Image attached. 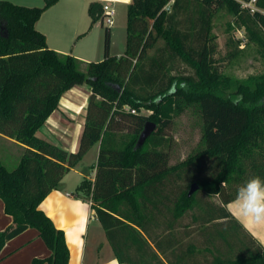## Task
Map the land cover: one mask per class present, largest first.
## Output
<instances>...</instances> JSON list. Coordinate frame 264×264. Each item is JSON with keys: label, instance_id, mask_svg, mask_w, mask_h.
<instances>
[{"label": "trees", "instance_id": "1", "mask_svg": "<svg viewBox=\"0 0 264 264\" xmlns=\"http://www.w3.org/2000/svg\"><path fill=\"white\" fill-rule=\"evenodd\" d=\"M44 1L42 7H26L0 0V135L26 147L15 169L0 160V199L13 219L0 232V251L32 228L51 251L32 264H69L66 233L41 205L100 142L92 199L121 264H190L195 246L180 253L179 244L169 253L163 251L145 226L153 216L146 217L140 203L151 200V190L174 187L182 171L191 175L187 188L178 194L175 217L182 218L199 205V191L221 198V207L207 211L205 224L214 219L224 222V242L238 253L214 256L212 264H264V248L225 208L247 179L264 178V74L246 79L226 74L215 59L217 44L211 32L214 11L226 9L244 39L264 48V12L252 15L231 0H174L170 11L165 7L171 0H131L125 54H110L107 27L104 59L86 63L49 48L36 23L59 0ZM103 5L90 4L92 23L103 20ZM259 7L264 10V0ZM160 40L164 45L148 57ZM177 60L192 71L173 74ZM83 84L91 87L92 96L80 149L70 154L36 133L58 109L62 96ZM191 108L203 121L202 148L171 164L169 133L175 119ZM149 122L156 129L138 146ZM193 184L199 188L189 196Z\"/></svg>", "mask_w": 264, "mask_h": 264}, {"label": "crops", "instance_id": "2", "mask_svg": "<svg viewBox=\"0 0 264 264\" xmlns=\"http://www.w3.org/2000/svg\"><path fill=\"white\" fill-rule=\"evenodd\" d=\"M7 1L14 4L19 2ZM93 2L110 4L115 9V18L119 13L125 14L127 18V8L131 0H59L36 23L37 30L46 35L50 49L86 63L104 59V32L107 27H104L103 20L92 23L89 7ZM20 4L26 7H42L45 1L20 0ZM115 25L116 23L109 27L113 37L118 32ZM112 43L113 39L111 49ZM91 96L92 90L87 84L67 91L62 96L58 109L49 116L36 136L61 150L76 154L81 146ZM2 137L21 149L26 148L13 139ZM100 144L98 142L87 151L41 205L55 225L66 233L71 255L69 264H121L96 215L94 208L98 205L92 199ZM171 187L151 190V200L140 202L146 217L153 216L145 224L148 233L160 243L166 253L178 246L180 238L181 218L175 217L173 213L178 194L175 193L173 185ZM225 208L264 248V226L257 227L251 220L241 218L233 201L227 203ZM12 224L13 219L6 214L4 202L0 199V232ZM90 232L92 246L88 253L87 239ZM141 232L155 248L148 235ZM157 252L165 261L160 252ZM50 255L51 251L39 232L30 228L6 243L0 251V264H32L35 259L43 260Z\"/></svg>", "mask_w": 264, "mask_h": 264}, {"label": "rangeland", "instance_id": "3", "mask_svg": "<svg viewBox=\"0 0 264 264\" xmlns=\"http://www.w3.org/2000/svg\"><path fill=\"white\" fill-rule=\"evenodd\" d=\"M17 1L19 2H16V5H19L20 0ZM262 11L264 12L263 9ZM235 20V17L226 9H217L214 11L211 32L215 36L217 44L215 59L226 74L238 79H246L249 76L264 74V48L260 44L244 39L243 32H240L243 30L235 28L237 26ZM115 23V28L118 27V32L115 33L114 37L110 36V54L112 56H117L118 54L124 55L127 43V18L125 14L119 13L115 18ZM104 27H107L106 23ZM238 40H241V42L236 43ZM105 41L106 29L104 32V53ZM163 45L164 42L160 40L149 51L148 57H152L157 48ZM233 53L236 55L230 57V54ZM174 68L175 72L173 74L180 71H192L178 60L174 62ZM144 112L146 113V111ZM2 125L3 119L0 116V126ZM202 127V118L193 108L186 110L184 114L175 119L172 132L169 133L172 138L170 148L171 164H178L184 161L202 148ZM2 136L4 135L0 136V160L9 170H13L19 165L20 160L25 154V149H21L19 146L8 142ZM190 175V171H182L180 173L181 177L175 179L173 189L176 194H180L182 190L187 188ZM204 193L203 191H199L196 194L199 205L194 210L187 212L180 220L178 252L180 253L181 250L186 251L190 244L196 248L194 255L189 259L190 264H212L214 256L224 255V257H232L238 253L237 248H234L233 252H236L233 253L224 242L226 241L225 237H227L225 228H223L224 222L214 219L212 222L205 224V218L208 216L207 211L217 210L222 206V202L219 196L209 197ZM238 233L242 236L245 235L239 230ZM240 239L243 240L241 237ZM91 240L92 234L90 232L87 239L88 253L90 252L89 248L92 246ZM206 247H209L211 252L207 251ZM168 256L170 258L172 257L171 254ZM137 257L141 256L137 254ZM145 259L149 260L151 258Z\"/></svg>", "mask_w": 264, "mask_h": 264}, {"label": "clouds", "instance_id": "4", "mask_svg": "<svg viewBox=\"0 0 264 264\" xmlns=\"http://www.w3.org/2000/svg\"><path fill=\"white\" fill-rule=\"evenodd\" d=\"M241 218L264 226V178L252 176L239 188L233 201Z\"/></svg>", "mask_w": 264, "mask_h": 264}, {"label": "built area", "instance_id": "5", "mask_svg": "<svg viewBox=\"0 0 264 264\" xmlns=\"http://www.w3.org/2000/svg\"><path fill=\"white\" fill-rule=\"evenodd\" d=\"M231 1L237 3L243 11H246L252 15L257 12H263L262 9L259 7L260 0H231ZM173 2L174 0H171L170 3L165 7V9L170 11ZM103 15H104L103 21L104 23L107 24V27L113 26L115 23V9L113 8V6H111L110 4H104Z\"/></svg>", "mask_w": 264, "mask_h": 264}, {"label": "water", "instance_id": "6", "mask_svg": "<svg viewBox=\"0 0 264 264\" xmlns=\"http://www.w3.org/2000/svg\"><path fill=\"white\" fill-rule=\"evenodd\" d=\"M155 129H156L155 124L150 123V122L147 123L145 126V129L143 130L140 136L138 146H141ZM198 188L199 186L197 184H193L189 190L188 195L191 196L192 194H194L198 190Z\"/></svg>", "mask_w": 264, "mask_h": 264}]
</instances>
